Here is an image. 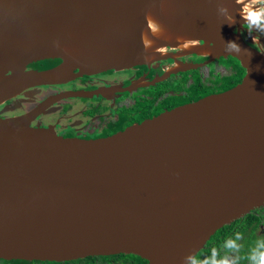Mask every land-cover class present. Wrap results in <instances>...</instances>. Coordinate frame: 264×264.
I'll use <instances>...</instances> for the list:
<instances>
[{
  "label": "water",
  "instance_id": "95a60500",
  "mask_svg": "<svg viewBox=\"0 0 264 264\" xmlns=\"http://www.w3.org/2000/svg\"><path fill=\"white\" fill-rule=\"evenodd\" d=\"M217 7L0 0V105L29 81L148 64L166 47L228 56L225 42L235 41L252 54L232 56L246 73L233 89L107 139H65L26 117L0 119L1 259L122 253L182 264L219 229L264 206V56L234 33L240 17L223 24ZM55 59V70L24 74L31 62Z\"/></svg>",
  "mask_w": 264,
  "mask_h": 264
},
{
  "label": "flooded vegetation",
  "instance_id": "af4514ba",
  "mask_svg": "<svg viewBox=\"0 0 264 264\" xmlns=\"http://www.w3.org/2000/svg\"><path fill=\"white\" fill-rule=\"evenodd\" d=\"M234 33L264 56V35L253 44L242 21ZM203 43L199 42L201 46ZM60 60H39L26 65L24 74L49 72ZM232 56L209 55L203 51L166 47L161 57L124 69L81 73L78 69L51 81L28 82L17 95L0 105V119L26 117L32 128L45 129L65 139L98 141L125 132L175 108L227 92L245 76ZM252 218L241 217L206 243L204 253L221 249L224 241L243 234L241 256L255 240L264 238V206L252 210ZM248 215V214H246ZM245 215V216H246ZM0 264H147L132 254L93 255L67 261L1 259ZM240 264H247L241 260Z\"/></svg>",
  "mask_w": 264,
  "mask_h": 264
},
{
  "label": "clouds",
  "instance_id": "9594fccd",
  "mask_svg": "<svg viewBox=\"0 0 264 264\" xmlns=\"http://www.w3.org/2000/svg\"><path fill=\"white\" fill-rule=\"evenodd\" d=\"M227 2L228 0H218L217 12L224 18L223 24L231 27L237 23L236 16H239L242 27L247 29L253 44H259L258 36L252 33L264 35V0H234V4L239 6L236 10L226 6ZM224 51L236 57L247 55L249 60L252 55L248 49L242 48L235 41L225 42ZM243 239V234L236 232L234 238L230 237L224 241L223 254L221 249L216 247L211 248L210 254L203 257L197 254V250H193L183 258L182 264H240L241 260H246L247 264H264V238L255 240L247 253L241 256L243 245L240 242Z\"/></svg>",
  "mask_w": 264,
  "mask_h": 264
},
{
  "label": "trees",
  "instance_id": "16d2710c",
  "mask_svg": "<svg viewBox=\"0 0 264 264\" xmlns=\"http://www.w3.org/2000/svg\"><path fill=\"white\" fill-rule=\"evenodd\" d=\"M245 217V219H248V218H252V215L251 214H248V215H246V216H244ZM230 228H229V226H224V227H222L221 229H219L217 232H216V234L215 235H219L220 233H222V232H224L225 230H229ZM215 235L212 237V238H214L215 237ZM204 253V249H202L199 253H198V255L200 256L201 254H203Z\"/></svg>",
  "mask_w": 264,
  "mask_h": 264
}]
</instances>
